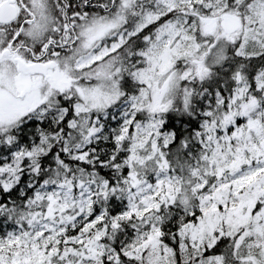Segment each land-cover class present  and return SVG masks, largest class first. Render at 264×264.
Here are the masks:
<instances>
[{"label": "snow or ice", "instance_id": "6c2138e0", "mask_svg": "<svg viewBox=\"0 0 264 264\" xmlns=\"http://www.w3.org/2000/svg\"><path fill=\"white\" fill-rule=\"evenodd\" d=\"M0 264H264V0H0Z\"/></svg>", "mask_w": 264, "mask_h": 264}]
</instances>
